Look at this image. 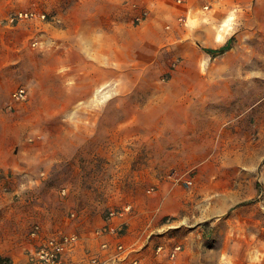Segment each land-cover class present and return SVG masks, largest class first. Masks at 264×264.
Masks as SVG:
<instances>
[{"label":"rangeland","instance_id":"374dc122","mask_svg":"<svg viewBox=\"0 0 264 264\" xmlns=\"http://www.w3.org/2000/svg\"><path fill=\"white\" fill-rule=\"evenodd\" d=\"M60 234L264 264V0H0V264Z\"/></svg>","mask_w":264,"mask_h":264},{"label":"built area","instance_id":"2783aa9c","mask_svg":"<svg viewBox=\"0 0 264 264\" xmlns=\"http://www.w3.org/2000/svg\"><path fill=\"white\" fill-rule=\"evenodd\" d=\"M36 16L37 14L33 12H19L15 16H10L9 22H14L16 19L33 18ZM24 96V89H20L14 93V97L17 99ZM115 214L114 211L110 212L109 217L107 218L108 221L99 228L98 233L104 234L122 230L121 226H113L112 222L109 221L112 218L111 216H114ZM36 234L37 232L34 231L33 235ZM77 241L78 238L74 234H60L58 236L43 237L31 249L29 261L31 264H72V252ZM107 244V242H104L103 247H106ZM118 248L123 247L120 245ZM98 258L99 256L96 254L93 256L92 261L96 262Z\"/></svg>","mask_w":264,"mask_h":264},{"label":"crops","instance_id":"0c3cea01","mask_svg":"<svg viewBox=\"0 0 264 264\" xmlns=\"http://www.w3.org/2000/svg\"><path fill=\"white\" fill-rule=\"evenodd\" d=\"M208 54L210 56L213 55L209 52ZM83 239L81 238L80 240H78L75 247L73 248V252H72L73 263L72 264H88V256L90 254H92L93 252L94 254L104 253L101 246H102V243L107 239V237L105 236L103 238L97 237L96 239L95 238L93 239L85 238V241H87L86 244L84 243ZM28 264H31V263L29 262Z\"/></svg>","mask_w":264,"mask_h":264},{"label":"bare ground","instance_id":"6f19581e","mask_svg":"<svg viewBox=\"0 0 264 264\" xmlns=\"http://www.w3.org/2000/svg\"><path fill=\"white\" fill-rule=\"evenodd\" d=\"M229 19L230 17H227L224 19V22H223V29H226V26L229 25ZM222 29V30H223ZM222 30H220L216 36V41H222L225 37V34L222 32Z\"/></svg>","mask_w":264,"mask_h":264},{"label":"trees","instance_id":"16d2710c","mask_svg":"<svg viewBox=\"0 0 264 264\" xmlns=\"http://www.w3.org/2000/svg\"><path fill=\"white\" fill-rule=\"evenodd\" d=\"M226 50V47H222L221 49H219V51H225ZM206 51H208L209 53H211V54H214V53H216L217 52V50H214V49H207Z\"/></svg>","mask_w":264,"mask_h":264}]
</instances>
